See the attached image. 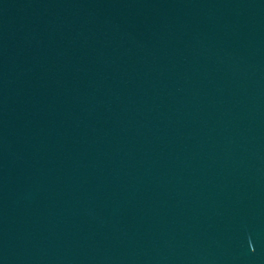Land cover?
I'll return each instance as SVG.
<instances>
[{
  "label": "water",
  "instance_id": "1",
  "mask_svg": "<svg viewBox=\"0 0 264 264\" xmlns=\"http://www.w3.org/2000/svg\"><path fill=\"white\" fill-rule=\"evenodd\" d=\"M0 264H264V0H0Z\"/></svg>",
  "mask_w": 264,
  "mask_h": 264
}]
</instances>
